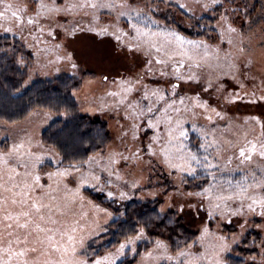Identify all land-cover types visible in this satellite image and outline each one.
Segmentation results:
<instances>
[{"label":"snow or ice","instance_id":"1","mask_svg":"<svg viewBox=\"0 0 264 264\" xmlns=\"http://www.w3.org/2000/svg\"><path fill=\"white\" fill-rule=\"evenodd\" d=\"M171 8L195 21V35ZM207 13L215 24L201 27ZM0 33L11 37L3 56L20 72L18 95L52 65L75 76L82 55L73 46L88 42L89 56L112 70L100 71L104 94L86 110L117 126L110 143L62 155L0 117L10 134L0 140V264H118L129 253L137 264H230L245 233H264V6L252 20L245 0H0ZM42 54L55 60L42 63ZM85 135L69 133L80 145ZM145 188L198 223V234L152 241L146 223L109 241L114 250L93 247L113 212L86 193L115 203ZM233 224L239 232L226 231ZM144 240L152 246L140 253ZM252 247L250 264H264V238Z\"/></svg>","mask_w":264,"mask_h":264},{"label":"trees","instance_id":"2","mask_svg":"<svg viewBox=\"0 0 264 264\" xmlns=\"http://www.w3.org/2000/svg\"><path fill=\"white\" fill-rule=\"evenodd\" d=\"M214 22L215 19L209 16H204L200 20V24L205 26L212 25ZM185 34L187 33L185 32ZM10 43L11 37L0 36V117L11 116L19 124L28 118L29 112L36 110L59 115L60 118L43 130L41 139L56 147L62 155H72L77 148L87 147L93 141L100 143L101 140H104L105 144L110 143L111 134L108 123L98 116L82 114L76 98L71 96L73 89H78V91L82 89L84 79L87 76L76 77L65 74L59 76L58 79L56 77L48 80H38L30 92L18 95L12 85L14 81L21 79L20 72L16 71V65L8 63V57L3 56V49ZM29 59L32 60L33 57H29ZM23 78L26 79L27 77ZM53 89L57 91L54 92ZM69 133L76 136L86 133L83 145L74 144ZM86 194H89L102 207H106L116 214L123 213L119 219L110 223L107 233L100 238L101 240L109 237L105 246L111 250H114V248H111L109 241L115 244L123 239L124 233L131 232L133 226L139 228L146 223L148 224L146 231L150 234L149 238L152 241L160 238L175 244L178 239L185 237L190 239L194 233H197V230L186 224L183 217L173 211L157 216V213L160 212V202L158 200L132 201L125 205H118L116 202L112 203L106 200L97 192L89 190V193ZM116 209H119V212H116ZM262 238L261 234L257 235V232L249 233L242 243L235 248V252L230 254V264H248L245 259L259 252L258 247L255 250L252 247L254 239L258 245ZM151 246L148 240L142 242L138 245L139 252L143 253ZM93 247L99 248L95 244ZM104 250V248H101V253ZM139 260L140 256L134 257L129 253L118 264H137Z\"/></svg>","mask_w":264,"mask_h":264},{"label":"rangeland","instance_id":"3","mask_svg":"<svg viewBox=\"0 0 264 264\" xmlns=\"http://www.w3.org/2000/svg\"><path fill=\"white\" fill-rule=\"evenodd\" d=\"M189 2H191V0H189ZM245 2L249 5V11L251 12V19L252 20H256L262 11V6H264V0H245ZM161 9L164 10V5H160ZM167 11L169 12L170 15L174 14V17L176 19V21L179 23L180 29L184 32H186L188 35H195L196 29L195 28H189L188 25L190 23H195V21H190L188 20L179 10L175 9V8H171V9H167ZM197 17H199L201 15V13L199 11H197L196 13ZM204 16H209V17H213L212 13H207L204 14ZM203 16V17H204ZM169 23H171V20H169ZM215 24V22H214ZM212 25H208V26H213ZM201 27H205V25H201ZM0 36H4L3 33H0ZM78 54L82 55V58L78 61L79 63V69L76 72L75 76L76 77H82V76H87L84 79L83 82V86L82 89L80 91H78V95L75 97L78 105L80 107V112L82 114H86V115H90V116H98L100 117L102 120L106 121L108 123L109 129H110V134H111V140L110 142L116 137V133H117V126L114 122V120H112L107 114L104 113H100V112H96V111H87L86 109L88 108H95L97 106V104L99 103V98L101 96H103L104 94V87L105 85L99 80V74L100 71H107V70H112L106 67H102L100 64H98V62L91 58L88 54V42L84 41V42H77L74 46H73ZM34 59V57H33ZM41 62L42 63H46L48 59H52L55 60V54H48V55H41L40 57ZM59 67L61 68V71L59 73L55 72V65L50 66L51 68V72L48 76H44L40 73H36L34 75V79L36 81L38 80H48V79H53L56 77H59L61 75H65V74H69L73 76V72L72 70H70L67 65H59ZM87 81H92V83H87ZM34 112H40L41 115L40 116H32V117H28L25 121L16 124L15 128L17 132H20L24 129H28L31 131H35L36 135L38 136V138L41 139V134L43 132L44 129H46L50 124H52L55 120H57L58 118H60L59 115L56 114H52L49 112H45V111H41V110H36ZM44 114H49L48 117L46 118ZM63 118V116H62ZM5 135H10L9 133H6L3 128H0V140H2V138ZM155 177H153V183H155ZM144 183H147V178L145 177ZM150 188H145L143 192H136L134 193L130 199L125 200V201H120L117 200L116 203L118 205H125L129 202L132 201H138V202H143V201H154V200H158L160 202V208L163 205L165 208V213L169 212V211H173L175 213H177L179 216L183 217L186 221V224L192 226L195 230H198L199 224H193L191 223V218L189 216L180 214L177 212V208L175 205H173L172 207H168L167 204L165 203V199L164 197H157L156 199H153L151 196L148 195V192L150 191ZM168 191L176 197L177 200H180L181 197L179 196L178 193H174L172 191V189L169 187ZM98 193V192H97ZM100 196L105 197L102 193H98ZM106 199V198H105ZM107 200V199H106ZM109 201V200H108ZM110 211V210H109ZM189 209L185 208V212H188ZM122 215L121 214H116L113 212V216L111 218H107V219H102L101 220V224H110L112 221L119 219ZM195 216V213L193 212V217ZM108 231V230H107ZM226 231L228 232H239V228L237 226H235V224L230 225L227 227ZM258 230H256L255 228H252L248 233H245L244 238L251 232H257ZM107 233V232H106ZM105 234V233H104ZM103 234V235H104ZM261 236L264 238V233H260ZM102 235V236H103ZM242 238L240 240V243L238 245H240L243 241ZM109 240V237L106 238H102L99 243L95 244L96 247H99L100 244H104L106 245V242ZM147 240L144 241H140L138 242V245L142 242H146ZM237 245V246H238ZM235 246V248L237 247ZM101 248L99 247V250ZM124 257L121 258V260H123ZM247 261L248 264H250V260L245 259ZM257 260H259V257H257ZM119 263V262H118Z\"/></svg>","mask_w":264,"mask_h":264}]
</instances>
